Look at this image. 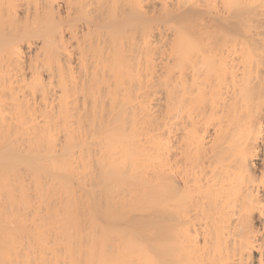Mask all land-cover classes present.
I'll list each match as a JSON object with an SVG mask.
<instances>
[{
  "label": "bare ground",
  "instance_id": "obj_1",
  "mask_svg": "<svg viewBox=\"0 0 264 264\" xmlns=\"http://www.w3.org/2000/svg\"><path fill=\"white\" fill-rule=\"evenodd\" d=\"M0 264H264V0H0Z\"/></svg>",
  "mask_w": 264,
  "mask_h": 264
},
{
  "label": "rangeland",
  "instance_id": "obj_2",
  "mask_svg": "<svg viewBox=\"0 0 264 264\" xmlns=\"http://www.w3.org/2000/svg\"><path fill=\"white\" fill-rule=\"evenodd\" d=\"M37 42H38V40H37ZM86 170H88V169H86Z\"/></svg>",
  "mask_w": 264,
  "mask_h": 264
}]
</instances>
